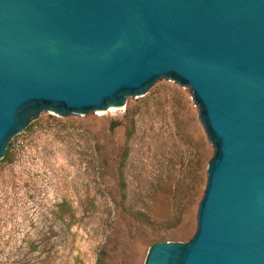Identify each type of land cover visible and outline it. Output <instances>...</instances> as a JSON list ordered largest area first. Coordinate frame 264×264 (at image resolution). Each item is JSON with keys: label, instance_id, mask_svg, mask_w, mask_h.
<instances>
[{"label": "water", "instance_id": "95a60500", "mask_svg": "<svg viewBox=\"0 0 264 264\" xmlns=\"http://www.w3.org/2000/svg\"><path fill=\"white\" fill-rule=\"evenodd\" d=\"M162 80L213 155L193 236L142 264H264V0H0V164L42 113L120 110Z\"/></svg>", "mask_w": 264, "mask_h": 264}, {"label": "rangeland", "instance_id": "374dc122", "mask_svg": "<svg viewBox=\"0 0 264 264\" xmlns=\"http://www.w3.org/2000/svg\"><path fill=\"white\" fill-rule=\"evenodd\" d=\"M212 155L169 81L120 110L42 113L0 164V264H142L190 240Z\"/></svg>", "mask_w": 264, "mask_h": 264}, {"label": "trees", "instance_id": "16d2710c", "mask_svg": "<svg viewBox=\"0 0 264 264\" xmlns=\"http://www.w3.org/2000/svg\"><path fill=\"white\" fill-rule=\"evenodd\" d=\"M31 125H32V123H31L30 125H28V126L26 127L25 130L29 129V127H30ZM10 150H11V144L9 143V145H8L7 148H6V151H5L4 157H3L4 160H7V159L9 158V156H10Z\"/></svg>", "mask_w": 264, "mask_h": 264}]
</instances>
